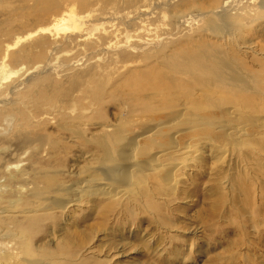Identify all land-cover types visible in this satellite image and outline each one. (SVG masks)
I'll return each instance as SVG.
<instances>
[{
    "label": "rangeland",
    "instance_id": "obj_1",
    "mask_svg": "<svg viewBox=\"0 0 264 264\" xmlns=\"http://www.w3.org/2000/svg\"><path fill=\"white\" fill-rule=\"evenodd\" d=\"M31 1L0 0V167L13 175L26 170L23 178L28 182L34 172L44 171L71 185L97 162L94 142L102 135L98 125L125 117L107 92L130 80L129 70L163 68L162 55H169L175 43L200 44L210 35L204 34L198 12H192L194 21L184 29L175 27L190 0L67 1L43 12ZM258 2L251 1V8ZM70 12L79 29L58 28ZM253 13L243 28L256 53L241 58L258 79L260 93L254 97L255 114L239 109L240 120L230 123L244 130L237 139L241 145L220 138L214 127H193L196 137L187 153L174 151L160 161L174 167L170 183H162V174H150L142 186L119 188L124 196L113 201L84 196L64 208L28 212L30 216L22 210L36 200L31 185L17 186L12 194L5 187L7 176L0 174V208L6 211L0 213V242L9 238L2 228L11 234L19 224L41 261L42 252L51 255L52 261L45 255L43 264H264V124L249 118L264 117V59L259 54L264 53V11ZM126 41H146L139 54L151 50L153 58L123 69V59L115 56L119 50L107 46ZM159 45L165 46L162 54L152 51ZM112 58L117 59L111 63ZM78 96L89 107L91 125L76 126L69 118L70 110L78 113L69 104ZM34 216L37 221L28 227ZM14 257L17 261L6 264L28 260L23 253Z\"/></svg>",
    "mask_w": 264,
    "mask_h": 264
},
{
    "label": "bare ground",
    "instance_id": "obj_2",
    "mask_svg": "<svg viewBox=\"0 0 264 264\" xmlns=\"http://www.w3.org/2000/svg\"><path fill=\"white\" fill-rule=\"evenodd\" d=\"M67 1L83 2V0H32L31 2H33L32 6L36 10L43 12V9L47 10L50 7L52 9L59 8L62 3ZM251 1L254 0H244V2L243 0H190L186 3V9L185 11L182 10L181 18L174 16L176 18L175 27L184 29L187 24L194 21L192 12H198L199 15L197 16L201 18V28H203L206 36H210L203 42L200 41V44L187 42L184 46L182 42L175 43V48L169 55H162L163 68L155 69L153 66H142V70H129L127 68L133 77L126 83L124 82V85L121 84L122 86L117 90L112 87L117 92L110 90V95L107 92V98L110 97V100L117 104L118 110L125 114V117L123 118L124 115H122L123 119L115 124L102 122L98 125L102 135L96 138L94 142L95 148L98 150L97 162L95 161L94 166L88 169L89 174L80 178L79 181L77 180L78 182L71 185L61 184L44 171L34 172L28 182L25 181V177L23 178L26 170H18L20 172L13 175L7 172L5 167L3 169L0 167V174L7 176L5 187H8V190L11 189L9 191L12 194L16 193L15 187L17 186L21 187L27 182L31 185V196L36 197L34 198L36 203L35 201L32 202L29 210H22L23 214L24 212L38 213V211L42 212L43 209L53 207L64 208L68 204L78 202L84 196L89 198L88 200L99 197L113 201L124 196V193L118 190L119 188L142 186L144 179L150 174H162V183H170L171 173L174 172H171V169L174 167L161 165L160 161L166 157L170 158L174 151L187 153V145L196 137V134L192 133L193 127H214L218 129L219 133L221 132L220 138H231L235 145H241L242 143H239L237 139L239 135L244 133V130L236 125H230V123L235 119L240 120L239 114H237L239 109H248L246 111L250 113L256 112L257 104L254 102V97L259 96L260 93L256 87L259 86L258 79L251 74L241 58H247L248 55L256 53L254 52L256 50L250 46L251 43L246 41L244 37L246 33L243 26L247 23L248 18L253 17L252 12L254 15L260 10L264 11V0H260L258 5L254 4L255 9L251 8ZM174 8L176 9V7ZM67 17L68 19L61 20L58 28L65 31L78 30L80 26L73 13L70 12ZM139 36H141L140 33ZM170 40L173 39L170 38L167 42ZM146 45V41L141 45L129 44L126 41V44L115 45L114 48L107 46V48L114 51L115 49L119 50L115 52V56L119 60L120 58L123 59L120 64L123 69H126L128 66L132 67L131 64L134 66L150 60L152 57L151 50H144L143 55L139 54L144 48L143 46L146 47ZM164 48L165 46L159 45L152 51L157 50L162 54ZM259 54L264 59V53ZM117 58H112L111 63ZM111 94L115 98L112 99ZM79 97L69 102L75 106V110L78 109V113L75 112L76 115L72 114L74 110H70L69 118L71 119L72 116L71 120L76 126L91 125L87 122L92 117L89 115V107L83 105V101ZM97 101L99 104L102 103L100 99ZM231 111H234L235 116L230 113ZM64 115H66L65 118L69 116ZM249 118L255 119L259 125L263 126L264 124V117L262 116ZM134 127H136V132L132 130ZM228 127V132L224 133ZM22 141L27 143L25 138ZM139 141L141 146L138 145ZM167 146L170 148V152ZM39 182L42 183L41 187L38 186ZM130 196L135 197L132 194ZM43 202L44 204H42ZM26 207L28 206L26 205ZM4 212L6 211L0 208V213ZM36 219V216L28 219L27 226L31 227V223L36 222ZM17 225L11 234L9 233L10 230L2 228V231L8 233L9 238L7 239L8 242H0V253H2L0 259L6 258V261L4 260V264H6L7 260H15L14 256H17V253H23L28 258L25 264H43L45 255L47 258L51 255L42 252L41 261L37 257L38 254L36 255L31 250V245L29 246L28 236L26 237L24 234L26 228ZM68 251L69 254L72 253L71 249ZM51 258H49L50 261H52ZM69 264L71 263L69 262Z\"/></svg>",
    "mask_w": 264,
    "mask_h": 264
}]
</instances>
